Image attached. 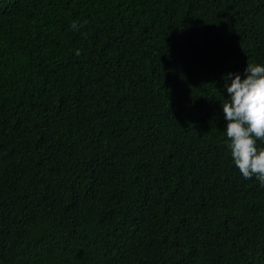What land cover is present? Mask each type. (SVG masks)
<instances>
[{"label": "trees", "instance_id": "trees-1", "mask_svg": "<svg viewBox=\"0 0 264 264\" xmlns=\"http://www.w3.org/2000/svg\"><path fill=\"white\" fill-rule=\"evenodd\" d=\"M247 63L264 0H0V264H264Z\"/></svg>", "mask_w": 264, "mask_h": 264}, {"label": "clouds", "instance_id": "clouds-1", "mask_svg": "<svg viewBox=\"0 0 264 264\" xmlns=\"http://www.w3.org/2000/svg\"><path fill=\"white\" fill-rule=\"evenodd\" d=\"M72 27L75 29L76 23ZM227 93L222 113L234 165L243 178L255 177L264 187V147L257 146V141L264 142V65L247 63L243 76L231 78Z\"/></svg>", "mask_w": 264, "mask_h": 264}]
</instances>
